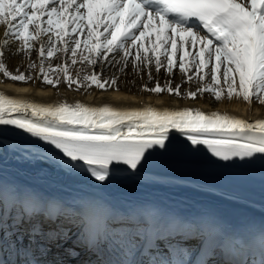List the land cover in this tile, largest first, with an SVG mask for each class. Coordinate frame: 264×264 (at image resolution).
<instances>
[{"label": "snow or ice", "instance_id": "6c2138e0", "mask_svg": "<svg viewBox=\"0 0 264 264\" xmlns=\"http://www.w3.org/2000/svg\"><path fill=\"white\" fill-rule=\"evenodd\" d=\"M0 26L5 28L0 73L13 82L40 79L55 87L63 79L70 89L117 91L118 77L103 73L109 65H119L123 72L131 64L134 71L147 68L149 80L153 69H164L166 75L178 69L182 82L201 83L186 92L188 98L209 93L215 101L238 98L264 106V0H0ZM33 51L38 63L30 61L23 72L8 69L6 54L30 56ZM56 59L61 62L53 65ZM142 90L184 95L170 80L163 86L157 80L155 87ZM0 125L48 142L69 166L79 162L81 171L100 182L118 175L113 166L138 171L154 151L172 147L173 133L186 137L189 147L206 146L223 161L264 159V119L249 121L199 108L45 104L0 91ZM91 214L86 203L70 204L31 186H5L0 180V264H120L102 259L116 247L149 257L128 264H179L153 257L170 253L186 227L215 223L145 208L108 218L101 238L89 229ZM125 226L134 230L133 240H110L108 234ZM148 231L152 235L143 243ZM222 233L220 242L228 239L243 249L258 239L264 249V226ZM5 247L15 254L14 261L2 255Z\"/></svg>", "mask_w": 264, "mask_h": 264}, {"label": "bare ground", "instance_id": "6f19581e", "mask_svg": "<svg viewBox=\"0 0 264 264\" xmlns=\"http://www.w3.org/2000/svg\"><path fill=\"white\" fill-rule=\"evenodd\" d=\"M193 22L201 30V34L206 33L198 21ZM4 31V26H0V40L4 38ZM5 60L8 69L15 73L18 67L21 72L25 71L30 61L38 63L39 57L38 52L33 51L30 56H25L23 53L6 54ZM59 62H61L59 59L52 61L53 65ZM79 67V64L75 66L73 75L76 74ZM119 68V65H109L103 73L105 76L116 75L118 77L119 90L117 91L110 88L100 90L95 86L87 90L84 88L77 90L75 85L70 89L63 79L55 87L45 85L40 79L26 83L13 82L11 79L5 78L3 73H0V91L10 96L31 98L35 102L45 104L79 101L97 106L112 103L118 106L153 105L173 109L191 107L199 108L206 113L212 111L227 112L249 121L264 119V106L255 100L251 104L238 98L215 101L209 93H204L202 96L198 95L195 99L188 98L186 96L188 90L195 91L197 87L202 85L195 80L182 82V74L179 73L178 69H174L170 75H166L164 69L158 73L153 69V79L149 80L147 68H144L142 72L134 71L131 64L123 72L119 71ZM95 71L99 72L100 68L97 67ZM33 75L35 76L37 73L33 72ZM157 80L162 86L167 80H170L173 86L179 84L181 93L184 95L178 97L166 92L154 94L142 90L145 85L148 89L155 87ZM0 129V180L5 186H31L48 195L60 197L70 204L86 203L91 210L98 200L106 207V213L113 218L127 216L145 208H159L164 212L169 211L170 214L181 215L187 220L203 218L207 221L209 218L214 219L217 214L225 218L223 223H227L230 218L237 215L245 219L254 217L264 219V172L260 173L262 178L256 179L243 167L244 163L253 162L264 168V160L259 156L247 158L246 162L243 163L237 161L236 165L243 169L247 178L243 186H237L223 178L201 177L193 174L181 175L166 170H153L146 166L138 171L129 170L127 165L113 166L119 168L118 175L115 178L100 182L92 177L89 172L81 171L79 162H73V165L69 166L66 158L62 157L60 150L49 143L40 144V142H32L21 139L17 135L14 136L13 131H24L9 125H0ZM184 143L190 142L179 133H173L172 147L167 151H154L145 162L159 158L175 159L177 156H169V151H173L174 146L179 147ZM107 202L110 203L108 206ZM206 224L207 222L201 223L199 226L185 228L184 240L190 241V237H192L196 247L188 248L182 256L184 259L187 258L192 261L199 254V246L201 247L203 236L197 237V235L203 231ZM222 229H227V226L214 227V230L221 234H223ZM195 234L196 237L193 236ZM104 235H106L105 231ZM108 235L110 240L126 243L134 239V230L131 226H125ZM151 235V231H148L143 243H146ZM182 240L183 238L177 237L178 242ZM139 254L138 251L129 252L127 249L116 247L115 249H108L102 258L113 262L119 261L120 264H128L130 261L138 260ZM178 255L179 253L173 252L167 258L162 257L160 260L175 262ZM144 257L141 256L142 259Z\"/></svg>", "mask_w": 264, "mask_h": 264}]
</instances>
